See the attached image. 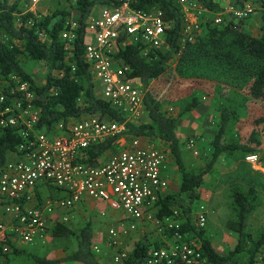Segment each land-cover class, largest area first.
I'll list each match as a JSON object with an SVG mask.
<instances>
[{"label":"trees","instance_id":"obj_1","mask_svg":"<svg viewBox=\"0 0 264 264\" xmlns=\"http://www.w3.org/2000/svg\"><path fill=\"white\" fill-rule=\"evenodd\" d=\"M231 2L239 8L244 5V0ZM199 3L205 12L199 18L197 28L190 34L185 26V12L173 1L132 0V10L149 14L155 9L162 14L167 27L160 47L145 45L140 40L129 41L125 34L119 40L116 60L127 68V79L138 83L145 94V116L138 123L128 124L126 137L130 140H149L174 160L181 174V186L176 194L167 193L159 200L155 205L154 216L163 223L166 219H173L175 212H178L177 220L181 223L178 232L188 236L187 242L200 252L197 264H257L264 249V235L255 239L248 232V222L257 205L247 195L234 192L232 196L237 208V221L230 229L239 238L235 249L228 254L223 255L216 251L206 229L199 225L194 213L195 206L201 200L205 177L222 155L236 152H242L246 156L261 155V162L264 164V148L257 130L252 131L249 145L229 142V130L239 119V114L229 107L221 106L209 169L204 173H193L185 165L178 130L180 121L201 107V100L195 97L178 118H173L164 113L161 102L149 91L150 85L160 80L177 63L179 78H199L204 70L210 75L221 71L222 76L240 72L250 78L247 86L250 97L264 104V0H261L262 34L259 37L245 30V24L249 21L240 25L228 16L223 24H215V15L224 11L220 2L199 0ZM119 5L117 0H76L78 28L75 31L76 38L69 43L63 39V34L71 32V12L57 11L52 16L38 20L33 14H21L18 6L11 4L10 0H0V30L12 41L7 44L0 39V81L7 85L4 93L11 98H24V94L18 90L25 83L29 85L30 91L34 93L33 106L39 112L36 124V131L39 133L51 135L59 124L78 122L95 116L119 124L124 123L123 114L102 99L100 91H97L99 89L94 75L85 59L87 27L95 8H115ZM19 15L20 21L17 18ZM39 34H43L44 38H40ZM22 55L34 62L43 63L48 68L45 85L38 86L25 72L20 62ZM257 124H264V119H260ZM22 143L17 129L0 127V176L12 161L11 157L18 154ZM116 144V140H107L90 147L84 151V163L90 167H98L107 153L113 152L114 148L113 153L119 151ZM48 188L54 200L60 198L56 188ZM37 194L42 204L41 191ZM165 229L163 234L166 240L175 245L176 232ZM53 234L57 238H74L77 250L61 260L42 258L26 249L16 248L17 246H12L13 254L35 264H103L95 251L91 224L85 225L78 234L64 224H57L53 228ZM107 245L102 253L109 256L113 254L114 248L110 246L111 241ZM163 245H156V250L162 249ZM150 246L152 247L151 244ZM150 246L138 243L122 264H148L152 251ZM167 246L164 245L166 248ZM173 264L186 262L179 255Z\"/></svg>","mask_w":264,"mask_h":264},{"label":"built area","instance_id":"obj_2","mask_svg":"<svg viewBox=\"0 0 264 264\" xmlns=\"http://www.w3.org/2000/svg\"><path fill=\"white\" fill-rule=\"evenodd\" d=\"M117 1L118 7L104 8L99 18L88 22L85 59L102 99L123 114L124 123L95 116L78 121L60 136L42 134L36 131L39 112L33 106L34 93L28 84L18 90L24 98L0 93V127L17 129L23 142L16 159L0 176V264H8L12 246L45 242L49 223L57 220L58 212H71L84 204L85 199L107 204L120 217V225L109 233L111 247L118 245L119 230L136 232L141 226L156 222L176 232V243L167 249L152 250L148 264H173L179 255L186 264H197L200 259L198 249L187 242L188 236L178 232L181 227L180 221L177 222L178 212L163 223L153 215L155 205L169 190L165 177L168 156L154 144L126 137L128 124L138 123L145 116V94L127 79V68L116 60L119 40L125 34L129 41L140 40L145 45L160 47L167 26L160 12L143 14L131 9L132 0ZM171 1L185 13L198 14L197 22L188 24L187 30L197 28L205 12L202 5L194 0ZM255 1L244 0L243 7L216 14L215 24H223L228 16L240 25L249 21ZM77 28L78 23H71V32L64 33L63 39L69 43L74 41ZM39 36L44 38L43 34ZM107 140H116L119 151L98 167L85 164L84 151ZM194 146L196 143L191 142L190 147ZM247 161L255 166L258 158L251 156ZM46 187L56 188L60 198L40 204L37 192ZM205 224L203 212L199 225L204 228ZM126 257V254H117L115 263L122 264Z\"/></svg>","mask_w":264,"mask_h":264},{"label":"rangeland","instance_id":"obj_3","mask_svg":"<svg viewBox=\"0 0 264 264\" xmlns=\"http://www.w3.org/2000/svg\"><path fill=\"white\" fill-rule=\"evenodd\" d=\"M37 1L41 2L10 0V3L16 4L21 14H33L38 20L52 16L57 11H66L72 14L71 23L78 22L79 14L76 11V0ZM253 5V15L251 21L245 24V30L255 37H259L262 34L261 0H256ZM222 8L224 10H236L239 7L235 6L230 0H226L223 2ZM255 12L258 13L256 16H254ZM152 13L157 14L158 12L154 9ZM98 17L99 15L95 18ZM17 18L19 21L21 20L20 15ZM187 24V21H185L186 28L188 27ZM192 31L187 30L190 34ZM0 39L7 44L12 42L1 30ZM20 62L25 72L31 76L38 86L45 85L48 68L43 63L34 62L24 55L20 57ZM176 68L177 63H174L166 75L150 85L149 91L161 102L164 113L173 118H178L195 97L201 100V107L187 114L179 123L178 133L181 149L185 165L189 171L200 174L209 169L214 153L212 142L217 134L221 106L229 107L239 114V119L232 124L229 130V142L249 145L252 131L255 129L264 148V124H257L260 119H264V104L253 100L248 94L247 86L250 78L240 74V72L229 76L223 74L222 76L220 71L218 74L212 73L210 75L206 70L200 73L202 76L199 78H179ZM134 84L141 89L138 83L134 82ZM0 86V93H2L7 85L0 81ZM75 123L77 121L59 124L52 135L60 136ZM191 142L196 143L194 148L190 147ZM157 145L160 146V144ZM163 150H166V148H163ZM113 152L107 153L103 160L108 161ZM251 156L253 155L246 156L242 152L222 155L205 177L204 186L201 190V200L195 206L194 213L197 220L205 212L206 226L204 228L207 236L216 251L223 255L235 249L239 238L238 234L230 229V226L237 221V208L232 199L234 192L247 195L257 205L256 211L249 219L247 229L255 239L264 235V164L261 162V155H254L258 158V163L255 165V169L251 168V165L247 163V158ZM170 161L174 164L172 158H170ZM175 170L173 177L175 185L170 188L171 192L169 194H176L181 186L179 185L182 179L181 174L178 169ZM42 190L48 191V196L50 195L51 191L48 188ZM41 194L43 195L42 191ZM48 196L46 197L47 201L52 200L51 195ZM86 205L88 207L84 205L75 208L71 212H58L59 217L57 220L49 223L45 242L39 241L32 245L21 244L18 248L26 249L39 257L51 260H61L71 256L77 250L75 239L55 237L53 228L57 224L66 225L75 234H78L85 225L91 224L94 232L95 248L99 250L95 251L103 264H115L114 257L117 254L129 256L138 243H145L149 246L151 244L152 250L156 249V245H172L170 242H166L165 234H163V232H166L165 227L156 224V222H149L141 226L136 232L119 230L118 245L114 248L113 254L107 256L102 251H105V247L108 246L107 244L111 240L110 231L117 227L116 217L106 205L99 203L97 204L99 207L97 206L94 209H92V205ZM66 218L67 221H65ZM121 219L123 221L122 217ZM173 221L175 222V220ZM164 245L161 248L167 249ZM9 262L10 264H35L26 258L17 257L13 252L9 257ZM257 264H264V249L258 257Z\"/></svg>","mask_w":264,"mask_h":264},{"label":"crops","instance_id":"obj_4","mask_svg":"<svg viewBox=\"0 0 264 264\" xmlns=\"http://www.w3.org/2000/svg\"><path fill=\"white\" fill-rule=\"evenodd\" d=\"M194 1H198L199 2V0H194ZM216 1H218V2H220V5L222 6V4H223V2L224 1H226V0H216ZM231 1V0H230ZM48 2V1H47ZM201 4V3H200ZM104 10V8H102V7H100V6H98V7H96L95 8V10H94V13H93V16H92V18L89 20V22L90 21H92V20H94V19H97V18H95V17H97L98 15H99V17H100V15H101V13H102V11ZM158 12V11H157ZM95 14V15H94ZM149 14H151V13H149ZM258 13H256L255 12V15L254 16H256ZM204 15V14H203ZM208 15V14H207ZM98 17V18H99ZM197 20H198V14L196 13V12H192V13H185V21H187V23L188 24H190V25H192V24H195L196 22H197ZM251 21V19L249 20V22ZM248 22V23H249ZM187 24V25H188ZM187 29V28H186ZM142 143L143 144H148V143H150V141L149 140H146V139H142ZM145 146V145H144ZM112 154H114V153H112ZM112 154H111V156H112ZM111 156H110V158H111ZM168 156V155H167ZM109 158V159H110ZM11 159L12 160H14V159H16V156H12L11 157ZM109 161V160H108ZM105 162H107V161H104L103 159H102V161H101V163H105ZM249 165H251V168H256V166H253V164H251V163H249V162H247ZM166 172H165V177L167 178V180H168V182H169V190H168V192L167 193H169V192H171V190H170V188H172V186L173 185H175V183H174V179H173V177H174V174H175V169H177V167L176 166H174V164H172V162L170 161V158H169V156H168V163L166 164ZM180 173V172H179ZM177 183V182H176ZM179 185H181V184H179ZM45 187V186H44ZM47 188V187H46ZM43 189V188H42ZM48 190H49V188H48ZM50 191V190H49ZM42 192H43V199H42V202L43 201H46L47 200V196H48V191H43L42 190ZM50 195H51V198L53 197V194H52V192H50L49 193ZM49 195V196H50ZM57 195H59V197H60V192L58 191V194ZM48 196V197H49ZM52 201H55L53 198H52ZM85 203L84 204H82V205H80V206H78V207H81V206H87L86 204H89V205H92V209H94V208H97V204H99V203H101V202H94L93 200H90V199H85ZM101 204H103V205H106L107 207H108V205L107 204H105V203H101ZM77 207V208H78ZM88 207V206H87ZM99 207V206H98ZM76 208V209H77ZM109 208V207H108ZM110 209V208H109ZM72 211H74V210H72ZM110 211L115 215V217H116V226L118 227L119 225H120V220H119V217L115 214V212H113L111 209H110ZM2 213V211L0 210V214ZM2 217V215L0 216V218ZM118 217V218H117ZM116 227V228H117ZM113 228V227H112ZM21 244H23V243H19V244H17V247L16 248H18V246L19 245H21ZM25 245V244H24ZM19 258H21V257H19ZM8 264H10V262L8 261Z\"/></svg>","mask_w":264,"mask_h":264}]
</instances>
